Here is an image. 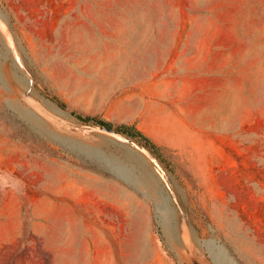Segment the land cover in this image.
Wrapping results in <instances>:
<instances>
[{
    "label": "rangeland",
    "instance_id": "374dc122",
    "mask_svg": "<svg viewBox=\"0 0 264 264\" xmlns=\"http://www.w3.org/2000/svg\"><path fill=\"white\" fill-rule=\"evenodd\" d=\"M0 171V264H264V0H0Z\"/></svg>",
    "mask_w": 264,
    "mask_h": 264
},
{
    "label": "trees",
    "instance_id": "16d2710c",
    "mask_svg": "<svg viewBox=\"0 0 264 264\" xmlns=\"http://www.w3.org/2000/svg\"><path fill=\"white\" fill-rule=\"evenodd\" d=\"M42 92L55 103H57L60 107L64 109H69L68 104L59 96L50 93L46 88H42ZM71 112L86 124H93L97 126L108 125L116 128V130L120 134L126 135L128 137H131L132 139L137 140L145 148L149 149L154 155H156V157L168 163V156L165 153L164 147L159 144L152 136H150L143 129H141L136 123H122L119 125H115L112 122L98 115H83L76 110H71Z\"/></svg>",
    "mask_w": 264,
    "mask_h": 264
},
{
    "label": "crops",
    "instance_id": "0c3cea01",
    "mask_svg": "<svg viewBox=\"0 0 264 264\" xmlns=\"http://www.w3.org/2000/svg\"><path fill=\"white\" fill-rule=\"evenodd\" d=\"M153 87H160L159 83H152ZM161 88V87H160ZM157 94L164 95V92L162 90H159ZM149 110L148 107H146V112ZM168 112L170 113L169 118H167L166 122L163 126L166 129L168 133L167 138H163L162 142L166 143V145H175V143H179L180 145H185L188 142V133L190 132V121L185 115L178 114L175 110L168 109ZM155 114H158V112H155ZM181 130L182 136L179 139L178 138V132Z\"/></svg>",
    "mask_w": 264,
    "mask_h": 264
},
{
    "label": "bare ground",
    "instance_id": "6f19581e",
    "mask_svg": "<svg viewBox=\"0 0 264 264\" xmlns=\"http://www.w3.org/2000/svg\"><path fill=\"white\" fill-rule=\"evenodd\" d=\"M82 189H85L89 193V195L91 194L92 196L96 197V199H101L104 193L96 184L83 185L82 182ZM115 202H118L120 205L125 206L124 202L121 200L117 199L115 200ZM115 202L112 200L110 201L111 204H114V206H116ZM135 256L137 258L138 264H151L149 262L150 250L149 248L144 246V244H140L138 246V250L135 252Z\"/></svg>",
    "mask_w": 264,
    "mask_h": 264
},
{
    "label": "clouds",
    "instance_id": "9594fccd",
    "mask_svg": "<svg viewBox=\"0 0 264 264\" xmlns=\"http://www.w3.org/2000/svg\"><path fill=\"white\" fill-rule=\"evenodd\" d=\"M24 182L8 171H0V192H22Z\"/></svg>",
    "mask_w": 264,
    "mask_h": 264
},
{
    "label": "water",
    "instance_id": "95a60500",
    "mask_svg": "<svg viewBox=\"0 0 264 264\" xmlns=\"http://www.w3.org/2000/svg\"><path fill=\"white\" fill-rule=\"evenodd\" d=\"M98 127V129H100V130H103V131H106V132H108V133H111V134H114V135H118V134H120L117 130H116V128H114V127H111V126H108V125H98L97 126ZM191 260H192V262H193V264H202L195 256H191Z\"/></svg>",
    "mask_w": 264,
    "mask_h": 264
}]
</instances>
